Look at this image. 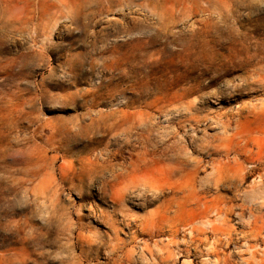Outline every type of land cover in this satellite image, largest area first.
I'll return each mask as SVG.
<instances>
[{"label": "rangeland", "instance_id": "obj_1", "mask_svg": "<svg viewBox=\"0 0 264 264\" xmlns=\"http://www.w3.org/2000/svg\"><path fill=\"white\" fill-rule=\"evenodd\" d=\"M179 1L159 0L162 5L165 4L164 7L170 10L173 6H177ZM13 2H15V6L12 7L13 14L10 16L15 14L20 20L18 23L24 18V22L22 21L21 23H26V25L24 26L25 29H23L24 27L21 28L19 24L17 26L16 22H10L11 18L6 13V10L0 6V264H114V260H110L109 252L112 247L111 238L114 235L109 231L107 224L98 219V211L110 212L112 211V204L99 198L96 182L90 183L87 179H84L83 182L79 181V170H77V174L71 177L74 178V181L77 179L74 183L69 181L71 178L64 179L62 171L63 173L72 174L69 167L75 165L74 168H78L85 156L93 155L95 149H103L105 144L112 139V133H116V128L121 126L123 130L131 122L137 123L134 121L136 117L132 115V112L135 110L146 111L145 103L151 100L155 93L151 83L148 84L147 88L139 85L141 80L146 79L147 75H163V78H166L165 80L168 83V88L172 85V90L177 89V84L183 85L182 83H184L187 86L190 79L194 80L197 78L199 82V86L192 82V87L189 84L190 89L187 88V91L181 90V92L183 91L182 93H185L182 101L174 103L168 109L169 111L164 110L158 113L156 109L150 110L152 114L149 124L157 132L162 131L161 133L166 134L174 128L177 133L178 158L161 163L185 168L182 173L176 175L175 180L179 183L189 181L188 178L193 177L192 171L199 166L201 169H205V171H201L200 176L214 171L215 173L213 172L214 174L209 177L212 182L218 178H223L227 182H232L237 186V189L242 191L243 187L245 189L258 175L264 174V87L259 83H254L251 78L246 79L251 75L256 77L259 67L263 68L264 73V62L254 67L242 66L238 61V63L236 61L230 62V60L222 58L224 54L227 55V43L240 37L247 38L249 36L248 40L253 42L252 45L254 44L255 46L257 44V46L261 45L260 48H264V0H197L199 9L195 13L189 12L184 16L176 11V16L174 13L173 16L170 14L168 17H161L162 10L160 8L159 10L142 8L136 12L131 9L130 13L120 14L114 10H109L106 3L100 4L97 0H87V2L86 0H31V3L28 0H14ZM219 2H222V4ZM27 3L30 4L28 5ZM210 3H213L211 5L212 8L208 6ZM24 5L27 9L26 7L24 8ZM204 9L209 10L208 12L212 16L210 24H214L204 28L203 24L199 23L198 26L203 27L205 30H201L200 27L194 30L196 34L192 39L193 41H191L201 44L205 38L209 40L212 38L217 51L221 54L215 59L217 63L215 61L208 65L198 63L195 66L196 68L192 69L194 73H191L186 71V68H183L184 66L181 63H178L179 59L176 58L174 52L181 48L179 45H182L183 41H187L194 34L193 31L191 32L187 29L186 31L183 24L191 18L205 16ZM41 12L50 19L47 21L48 17L45 16L44 24L40 30L41 33H39V31H36V26L39 24L38 18L42 15ZM4 15H8V17H5L6 20ZM99 15L103 17L100 18ZM112 17L119 18L120 23L108 25L110 27L113 26L110 29L108 26H106L108 27L107 29L105 26L101 29L103 26L99 23ZM135 17H138V19ZM99 18L102 20H99ZM140 18L145 19V21L142 19L143 24L142 20L141 22L139 21ZM165 18L166 21H164ZM3 19L5 22L2 21ZM130 19L137 20L130 21ZM7 20H10L9 23ZM29 20L32 21L29 22ZM96 21L97 24H95ZM220 22L225 26L221 27L222 23ZM133 23H136V25ZM46 24H49V26ZM117 24L120 25L117 26ZM199 29L200 31H198ZM99 30L103 34H100L101 31L99 32ZM181 30L184 35H189L183 36ZM141 31L142 33H140ZM228 31L231 33H228ZM245 31L248 33L246 34ZM40 35L41 37H39ZM137 37L141 41L144 40V43L142 42L143 48H141L142 44H140L135 51L136 53L127 54V56L126 53L129 52V47L127 46L128 42L125 40L128 39L130 42L132 39L135 41L138 39ZM168 37L169 40L167 39ZM171 37L172 39H170ZM261 37H263V40ZM186 38L187 40H185ZM157 40H160V44ZM170 42H174L175 45ZM176 42H179V45ZM217 42L219 43L217 44ZM107 45L112 46L110 47L112 50ZM115 46L119 49V51L115 49L117 52L116 57L125 56L123 58H125V63L127 64L124 62H121L122 64L119 63L120 65L114 62L112 64L113 54L111 51H114ZM148 46L151 48L150 50L147 48ZM159 51L162 54H159ZM40 54L41 57L37 56ZM164 54L170 55L171 60L167 56L165 57ZM81 55L84 56L82 57ZM126 56L128 57L127 59ZM164 57L165 59H163ZM173 58L174 60H172ZM217 59L220 60L217 61ZM137 62L141 64L139 65ZM163 62L168 65L171 63V67ZM164 64L167 67L164 68ZM118 65L119 67H116ZM131 65H133L132 68ZM152 65L155 66L156 70L158 69V73ZM237 65L238 67L240 65L244 71L241 67V69H237ZM139 66L141 67L139 68ZM181 66L182 69H179ZM228 67L229 69L227 70ZM166 68L171 70L168 71ZM209 68L211 70L213 68L216 71L212 70L211 72ZM145 69L146 71H144ZM205 69H208L209 72L205 71L204 73ZM222 69L224 72L227 71V73L223 74ZM233 69L236 71L230 72ZM173 70H179V73L176 72L177 77H175ZM123 71L126 75L123 74ZM217 72L218 74L220 73L219 76ZM164 73L167 74L165 75ZM241 73H244L243 76ZM136 79L141 80L135 82ZM133 87L135 89L132 91ZM228 88L231 89L229 90ZM202 89H205V91ZM144 91L147 92L145 93ZM240 91L241 93H239ZM135 92L140 93V96ZM195 92L198 94H194ZM189 93L191 94L187 99H184ZM218 94L221 96L227 94V96L225 95L222 98L223 96L221 97ZM137 98L143 102L141 103ZM143 103L144 106L141 105ZM200 103L203 104H201L203 107L200 106ZM188 105L190 107L192 105L194 109H187ZM181 112L184 113L182 114ZM241 112H243L242 115ZM126 114L130 119L127 118ZM208 125L213 128L209 130ZM101 129H103L102 133ZM204 130L208 132L209 137L203 135ZM217 132L219 133L216 134ZM81 135L83 136L81 137ZM214 136L218 140L213 141ZM68 139L70 141H67ZM111 141L110 150L115 152L119 145ZM61 142H65L64 146H61ZM125 153L124 151V157L127 156V153ZM120 160L121 156L120 158L117 157L114 162L120 163ZM215 163L216 165H214ZM50 166L51 168H49ZM51 171L52 174L50 173ZM32 174H36V178ZM151 177L158 181L160 180V183L165 181V176L158 172ZM41 181H43V184H41ZM84 181L87 183L85 182V184ZM80 186H83V188ZM72 188L76 190H72ZM45 191L48 192L45 193ZM236 194L235 189L217 190L215 186H211L207 194V200H214L218 196L230 199ZM82 198L83 200L85 199V202ZM242 203L243 200L241 198H238L235 202L236 205ZM80 207H83V209ZM124 208L128 213L138 217L147 216L156 210V206L138 209L132 205L130 200L125 203ZM94 210L97 211L93 214ZM253 213L255 214V212ZM249 215L250 212L246 211V216L248 217ZM171 216L173 217V214ZM215 217L216 215L213 213L206 220L214 221ZM120 218L117 217V224L120 230L119 236L125 241V246L116 255L117 258L115 256V260L119 259L123 264H131L125 256L129 251L132 252L133 256L132 264H181L183 262L184 257H181L184 255L183 247L180 244L187 234L180 224H187L191 221V214L185 212L176 218V223L179 225H176V223L175 225L180 228V231L178 237L174 240L168 237L170 233L168 224L164 223L160 227H163V231L161 229L159 235L149 237L138 232V223L130 228H124L121 225ZM236 222L235 217L230 218L229 224L237 230V233L247 231L245 224L238 225ZM81 224L84 225L82 226ZM80 232L82 235L85 234L84 236L88 235L89 237H87L92 241L90 243L91 247L88 244L84 246L86 255L81 252L83 250V242L79 236L81 235L79 234ZM95 240L96 242H94ZM154 244L168 246L171 248L169 251L172 256H166L168 255V250L162 253L165 255L157 253ZM140 247L145 249L142 250ZM225 252L232 254L233 247L225 250ZM142 253L146 256L143 257L145 259V261L143 259V262L140 261L142 260V256H140ZM161 256L164 257L162 258ZM192 260H194V264H197L199 258H192ZM233 261L238 262L239 260L238 258H233Z\"/></svg>", "mask_w": 264, "mask_h": 264}, {"label": "bare ground", "instance_id": "obj_2", "mask_svg": "<svg viewBox=\"0 0 264 264\" xmlns=\"http://www.w3.org/2000/svg\"><path fill=\"white\" fill-rule=\"evenodd\" d=\"M14 1V0H13ZM13 1H9V0H0V6L3 7L4 10H6V13L9 15V17L11 18L10 22H16L17 26H21L24 27L26 25V23L22 24L21 22L18 23V21H20L17 16L14 14L13 16H10L12 13V7L15 6V2ZM21 1V0H20ZM31 3V0H28ZM96 1V0H95ZM98 2L101 3H106L108 5V9L109 10H114L117 13L123 14V13H130L129 11L131 9H134V11L136 12L139 9L142 8H151L154 10H159V8L162 10V14L161 17H168L170 14L171 16H173V14L177 11L179 14L184 15L187 13H191V12H196L197 9H199V3H197V0H180L178 2L177 6H173L170 9L164 7V5H162L159 0H97ZM212 1V0H211ZM87 2V0H86ZM168 2V1H167ZM225 2V1H224ZM17 3V2H16ZM29 3V4H30ZM90 3V2H89ZM170 3V1H169ZM220 3V2H219ZM28 4V3H27ZM28 4V5H29ZM87 4V3H86ZM194 4V5H191ZM213 3H210L208 6L211 7ZM222 4V2L220 3ZM225 4V3H224ZM223 4V5H224ZM20 5V4H19ZM32 6V5H30ZM69 6V5H68ZM82 6V5H81ZM1 7V8H2ZM26 6L24 5V8ZM105 7V6H104ZM209 7V8H210ZM216 7V6H215ZM218 7V5H217ZM228 7V5H227ZM75 8V7H74ZM77 8V6H76ZM91 8V7H90ZM212 8V7H211ZM224 8V7H223ZM27 9V7H26ZM33 9V8H32ZM218 9V8H217ZM29 10V8H28ZM31 10V7H30ZM82 10V9H81ZM221 10V9H220ZM27 11V10H26ZM100 11V10H99ZM132 11V10H131ZM205 14V16H199L198 18H191L188 21H186L183 25V27L185 28V30H189V31H193L197 30V28H199L200 24H203L204 28H207L209 25L211 26L212 24H210V21L212 20L210 16V13L208 12V9H204L203 10ZM225 11V10H224ZM45 12V11H44ZM230 12V11H229ZM232 12V11H231ZM4 13V14H6ZM29 13V12H28ZM42 13V12H41ZM48 13V12H47ZM46 13V14H47ZM78 13V12H77ZM139 14V12H137ZM226 13V12H225ZM224 13V14H225ZM27 14V13H25ZM136 14V13H135ZM141 14V13H140ZM229 14V13H228ZM8 15H6L8 17ZM90 15V14H89ZM101 15V14H100ZM99 15V17H100ZM118 15V14H117ZM130 15V14H129ZM144 15V14H143ZM141 15V16H143ZM175 16L177 15L176 13L174 14ZM204 15V14H202ZM4 15V19L6 17ZM26 16V15H25ZM30 16V14H29ZM45 14L42 13V15L39 16L38 20H39V24L36 26V31L39 33L41 30V26H43L44 24V20H45ZM56 16V15H55ZM132 16V15H131ZM130 16V17H131ZM139 16V17H141ZM170 16V17H171ZM183 16V17H184ZM28 17V16H27ZM34 17V16H33ZM48 17V16H47ZM89 17V16H88ZM103 17V16H101ZM100 17V18H101ZM122 17V16H121ZM31 18V17H30ZM99 20H102L100 19ZM138 19V17H135ZM4 19L2 21H4ZM28 19V18H27ZM50 18L48 17L47 21ZM53 19V18H52ZM137 19H130V21H136ZM144 18H140V22L141 20ZM222 19V18H221ZM258 19V18H257ZM6 20V19H5ZM97 20V21H99ZM169 20V19H168ZM167 20V21H168ZM175 20V18H174ZM8 21V20H7ZM8 21V23H9ZM32 20H29V22ZM97 21L95 24H97ZM145 21V19H144ZM166 21V18L165 20ZM5 22V21H4ZM24 22V21H23ZM120 23L119 18L117 17H112V18H107L103 21H101L99 24L102 25L104 28V26H108L111 25L112 23ZM138 22V21H137ZM139 22V23H140ZM170 22V21H169ZM219 22V21H217ZM223 22V21H222ZM220 22V23H222ZM257 22V21H256ZM28 23V22H27ZM125 23V22H124ZM143 20H142V24H143ZM149 23V22H148ZM172 23V22H171ZM216 23V21H215ZM19 24V25H18ZM134 24V23H133ZM150 24V23H149ZM169 24V23H168ZM218 25V23H216ZM11 25V24H10ZM47 25V24H46ZM120 24H117V26H119ZM136 25V23L134 24ZM133 25V26H134ZM223 26H225L223 23L221 24ZM14 26H16L14 24ZM49 26V24L47 25ZM122 26V25H121ZM124 26V25H123ZM150 26V25H148ZM214 26V25H213ZM13 27V26H12ZM11 27V28H12ZM96 27V26H95ZM109 29L113 28L108 26ZM106 27V29L108 28ZM136 26H134L135 28ZM147 27V26H146ZM220 27V29H221ZM19 28V27H18ZM31 28V27H30ZM49 28V27H48ZM47 28V30H48ZM99 28V27H98ZM121 28V27H120ZM124 28V27H123ZM122 28V29H123ZM128 28V27H127ZM168 28V27H167ZM203 27H200L201 30H205ZM216 28V27H215ZM217 28H219L217 26ZM20 29V28H19ZM25 29V27L23 28ZM27 29V27H26ZM67 29V28H66ZM133 29V28H132ZM137 29V28H135ZM183 29V28H182ZM200 29L198 31H200ZM211 29V27H210ZM208 29V30H210ZM214 29V28H213ZM238 29V28H237ZM256 29V28H255ZM254 29V30H255ZM131 30V29H130ZM139 30V29H138ZM183 30V31H185ZM186 30V31H187ZM207 30V31H208ZM215 30V29H214ZM217 30V29H216ZM23 31V30H22ZM21 31V32H22ZM27 31V30H26ZM101 30H99L100 32ZM106 31V30H105ZM126 31V30H125ZM124 31V32H125ZM174 31V30H173ZM179 31V30H178ZM213 31V30H212ZM36 32V34H37ZM104 32V31H103ZM107 32V31H106ZM139 32V31H138ZM175 32V31H174ZM190 32V33H191ZM209 32V31H208ZM230 31H228L229 33ZM255 32V31H254ZM260 32V31H259ZM105 33V32H104ZM135 33V32H134ZM142 33V31L140 32ZM162 33V31H161ZM176 33V32H175ZM183 36H187L184 35ZM180 33V34H181ZM227 33V32H226ZM225 33V34H226ZM231 33V32H230ZM246 33V31H245ZM248 33V32H247ZM246 33V34H247ZM251 33V31H250ZM95 34V33H93ZM100 34H103L102 31ZM108 34V33H107ZM105 34V35H107ZM168 34V33H167ZM177 34V33H176ZM196 32H194V34L187 40V38L185 40L187 41H183L182 45H179L178 43L180 42H176L177 45H179V47L181 46V48H179V50H176L174 52V55L176 56L177 59H179L178 63H181L182 66H184L183 68H186V71L188 72H193L192 69H194V67L199 63H202L204 65H208L213 63V61H215L216 57L218 55H220L221 53L217 51L216 49V45H214V41L212 42V38L209 39H204L202 41L201 44L199 43H195L192 42L193 37H195ZM222 34V33H221ZM256 34V33H255ZM38 35V34H37ZM104 35V36H105ZM179 35V34H178ZM197 35L199 36V34L197 33ZM208 35V34H207ZM239 35V34H238ZM236 35V36H238ZM251 35V34H249ZM168 36V35H167ZM181 36V35H180ZM182 36V38H183ZM215 36V35H214ZM227 36V35H226ZM225 36V37H226ZM229 36V35H228ZM247 36V35H246ZM252 36V35H251ZM254 36V35H253ZM263 36V35H262ZM35 37V36H34ZM41 37V35L39 36ZM94 37V35H93ZM96 37V36H95ZM109 37V34H108ZM116 37V36H115ZM126 37V36H125ZM170 37V36H169ZM169 37L167 38L169 40ZM189 37V36H188ZM209 37V36H208ZM239 37V36H238ZM249 37V36H248ZM248 37H244V38H237V39H232L230 40L229 38V42L227 43V55H223L222 58H226L228 59V61H238L243 65L246 66H258L261 62H264V48H260V46H257V44L254 46V44L252 45L253 42H250L248 40ZM106 38V37H105ZM138 38V37H137ZM142 38V37H141ZM166 38V37H165ZM163 38V39H165ZM177 38V36H176ZM214 38V37H213ZM220 38V37H219ZM231 38V37H230ZM258 38V37H257ZM263 40V37H261ZM19 39V38H18ZM136 39V38H135ZM152 39V38H150ZM154 39V38H153ZM172 39V37L170 38ZM180 39V38H179ZM225 39V38H224ZM252 39V38H250ZM260 39V38H259ZM258 39V40H259ZM155 40V39H154ZM167 40V42H168ZM192 40V41H191ZM194 40H196V38H194ZM214 40V39H213ZM216 40V39H215ZM226 40V39H225ZM125 41H127V46L129 47V52L126 53L127 54H131L134 53L136 51V49H138V46L140 44H142V42L144 43V40L141 41L138 39L134 40H130V42L128 41V39H126ZM160 41V40H159ZM159 41L157 40V42L159 43ZM162 41V40H161ZM199 41V40H198ZM100 42V41H99ZM156 42V41H155ZM216 42V41H215ZM226 42V41H224ZM126 43V42H125ZM152 43V42H151ZM172 43V42H170ZM174 43V42H173ZM172 43V44H173ZM219 42H217L218 44ZM257 43V42H255ZM118 44V43H117ZM124 44V43H123ZM149 44V43H148ZM156 44V43H155ZM152 44V45H155ZM160 44V43H159ZM167 44V43H165ZM112 45V44H111ZM115 45V44H114ZM151 45V47H152ZM175 45V43H174ZM108 46V45H107ZM119 46V45H118ZM123 46V45H122ZM144 46H146L144 44ZM156 46V45H155ZM220 46V44H219ZM222 46V45H221ZM263 46V45H262ZM104 47V46H103ZM112 46H108V48H110ZM114 47V46H113ZM137 47V48H136ZM154 47V46H153ZM157 47V46H156ZM165 47V46H164ZM163 47V49H164ZM168 47V46H167ZM264 47V46H263ZM27 48V47H26ZM118 48V47H117ZM116 46L113 49L114 51H111L112 54V64L114 63H121L124 62L125 63V56L123 57H116L117 54V50L119 51V49H117ZM120 48V46H119ZM125 48V47H124ZM143 48V44L142 47ZM149 48V50L151 49L149 46L147 47ZM145 48V49H147ZM223 48V47H222ZM111 49V48H110ZM116 49V51H115ZM174 49V48H173ZM221 49V48H220ZM219 49V50H220ZM27 50V49H26ZM25 50V51H26ZM31 50V49H30ZM112 50V49H111ZM159 50V49H158ZM166 50V49H165ZM172 50V49H171ZM222 50V49H221ZM23 51V50H22ZM104 51V50H103ZM108 51V50H107ZM126 51V50H125ZM147 51V50H146ZM168 51V50H167ZM223 51V50H222ZM225 51V49H224ZM121 52V51H120ZM103 53V52H102ZM105 53V52H104ZM122 53H124V51H122ZM136 53V52H135ZM159 54H162L161 51L158 52ZM165 53V52H164ZM225 53V52H224ZM169 54V53H168ZM173 54V53H172ZM121 55V53H120ZM135 55V54H134ZM147 55V54H146ZM165 55V54H164ZM163 55V56H164ZM173 55V56H174ZM41 57L40 55H37ZM78 56V55H77ZM82 56V55H81ZM84 56V55H83ZM82 56V57H83ZM107 56V55H106ZM109 56V54H108ZM118 56V55H117ZM122 56V55H121ZM128 56V55H127ZM126 56V59L128 58ZM167 56V58H171L168 55H165V57ZM172 56V57H173ZM43 57V56H42ZM151 57V56H150ZM165 57L163 59H165ZM139 58V55H138ZM143 58V57H141ZM147 58V56H146ZM166 58V59H167ZM175 58V59H176ZM133 59V58H132ZM149 59V58H148ZM111 60V59H110ZM130 60V59H129ZM136 60V59H135ZM161 60V59H160ZM159 60V62H160ZM171 60V59H170ZM169 60V61H170ZM174 60V58L172 59ZM220 59H217V61ZM132 61V60H131ZM163 61V60H161ZM226 61V60H225ZM79 62V61H78ZM127 62V61H126ZM130 62V61H129ZM135 62V61H133ZM140 62V61H139ZM137 62V63H139ZM142 62V61H141ZM156 62V61H155ZM154 62V63H155ZM158 62V64H159ZM171 62V61H170ZM176 63V61H174ZM173 62V63H174ZM216 62V61H215ZM220 62V61H219ZM224 62V61H222ZM221 62V63H222ZM228 62V63H230ZM237 62V63H238ZM145 63V62H144ZM165 63V62H163ZM172 63V65H173ZM217 63V62H216ZM227 64V62H225ZM225 63H223L225 65ZM106 64V63H105ZM116 64V65H117ZM122 64V63H121ZM127 64V63H125ZM141 63H139L140 65ZM152 64V63H151ZM149 64V65H151ZM166 64V63H165ZM164 64V65H165ZM215 64V63H214ZM220 64V65H223ZM234 64V63H233ZM236 64V63H235ZM240 64V65H241ZM115 65V64H114ZM120 65V64H119ZM116 66V67H119ZM144 65V64H143ZM155 65L157 66V64L155 63ZM162 65V66H164ZM168 65V64H166ZM164 66L167 67V66ZM219 65V64H217ZM239 65L236 66L237 69H241L242 67ZM104 66V65H103ZM137 66V65H135ZM142 66V65H141ZM139 66V68L141 67ZM153 66V65H152ZM160 66V64H159ZM158 66V67H159ZM171 67V63L168 65ZM175 67V65H173ZM181 68L179 69H182ZM203 66V65H202ZM201 66V68H202ZM213 66V65H212ZM216 66V65H214ZM129 67V66H128ZM133 67V65H131V68ZM145 67V66H144ZM198 67V66H197ZM204 67V66H203ZM225 67V66H224ZM227 67V65H226ZM231 67V66H229ZM229 67L227 68V70L229 69ZM234 67V66H233ZM241 67V68H240ZM153 68H155V66H153ZM160 68V67H159ZM196 68V67H195ZM200 68V67H199ZM200 68V69H201ZM206 68V67H204ZM215 68V67H214ZM222 68V67H221ZM221 68H219L221 70ZM232 68V67H231ZM249 68V67H248ZM107 69V68H106ZM135 70V68H133ZM138 69V67H137ZM144 69V68H143ZM147 69V68H146ZM146 69L144 71H146ZM151 69V68H150ZM162 68H160L161 70ZM167 69V68H166ZM177 69V68H176ZM218 69V68H217ZM112 70V69H111ZM119 70V69H117ZM148 70V69H147ZM156 70V68H155ZM168 70V69H167ZM171 70V69H170ZM168 70V71H170ZM184 70V69H183ZM182 70V71H183ZM196 70V69H195ZM198 70V68H197ZM196 70V71H197ZM208 70V69H207ZM206 69L204 70L208 73L209 70H211L209 68V70L207 71ZM212 70H214L212 68ZM211 70V72H212ZM223 70V69H222ZM231 70V69H230ZM243 70V68H242ZM241 70V71H242ZM139 71V70H138ZM158 73V69L156 70ZM155 71V72H156ZM163 71V69H162ZM175 72V77L176 76V72L179 73V70H173ZM216 71V70H214ZM219 71V70H217ZM236 70H232L230 72H233ZM244 71V70H243ZM126 72V71H125ZM131 72V71H130ZM129 72V73H130ZM133 72V71H132ZM143 72V71H142ZM160 72V71H159ZM166 72V71H165ZM202 72V70H201ZM240 72V70H239ZM115 73V72H114ZM117 73V72H116ZM128 73V72H126ZM140 73V71H139ZM171 73V72H170ZM177 73V74H178ZM184 73V72H183ZM182 73V74H183ZM194 73V72H193ZM227 73L224 72L223 70V74ZM229 73V72H228ZM123 74L124 71H123ZM136 74V73H135ZM134 74V75H135ZM145 74V73H144ZM151 74V73H150ZM160 74H162L160 72ZM165 74V73H164ZM167 74V73H166ZM165 74V75H166ZM196 74V73H195ZM194 74V75H195ZM218 74V72H217ZM242 74V73H241ZM244 74V73H243ZM242 74V76H243ZM120 75V74H119ZM122 75V74H121ZM126 75V74H125ZM124 75V76H125ZM130 75V74H129ZM143 75V74H142ZM146 75V74H145ZM158 75V74H157ZM173 75V74H172ZM197 75V74H196ZM200 75V73H199ZM220 75V73L218 74V76ZM247 75V74H246ZM123 76V77H124ZM137 78L138 76L135 75ZM171 76V74H170ZM192 76V75H191ZM205 76V75H204ZM203 76V77H204ZM126 77V76H125ZM145 77V76H144ZM183 77V76H181ZM180 77V78H181ZM214 77V76H213ZM211 77V78H213ZM217 77V76H216ZM135 78V77H134ZM140 78V77H139ZM251 78L254 83H259L261 85H263L264 87V73H263V68L259 67L257 69V74L256 77L251 75L250 77L248 76L246 79ZM166 78H163V75H159V76H155V75H147L146 79L141 80V83L139 85H142L143 88H147L148 84L151 83L153 90L155 91L154 93V97L152 96V99L149 100L148 102L145 103V109L146 111H139V110H135L133 111L132 115H134L136 117V119L134 121L135 122H131L129 124V126L127 128H124L123 130L121 129V126H119V128H116L117 131L116 133H112V139H110V141H114L116 143H118L119 147L116 149L115 152L110 150V141L107 142L105 144V146L103 147V149H95L93 151V155L88 156L82 160V164H80V166L78 168H74V166L72 165L71 167H69L70 171L72 172V174H68V173H63L62 171V175L64 177V179L67 178H71L73 175L77 174V170L78 174H80V179L83 182V180L87 179L90 183H97V189H98V195L99 198L101 200H107L109 201V203L112 204V211L110 212H105V211H98L99 216L98 219L99 221L107 224L109 231L111 233H113V237L111 238V243H112V247L110 249V260H114V264H123L121 260L116 259L115 260V256L119 254V251H121L124 246H125V241L119 236L120 230L117 224V217H121V225L124 228H130L132 225H135L138 223L137 228H138V232L143 234V235H147L149 237H154L155 235H159L160 234V230L162 229L163 231V227L160 228L164 223L169 225L170 228V233L168 234V237L171 240L176 239V237H178V233L180 231V228H178L176 225H179L176 223V218L181 216L182 214H184L185 212L191 214V221H189L187 224L181 223L180 225L182 226L181 228L185 231V233L187 234V236H185L182 240V243L180 244L183 247V254L181 257H184L183 262L181 264H194V260H192V258H199L197 264H264V174H260L258 175L257 178H255L254 180L251 181V184H249L247 187H243V190L240 191L239 189H237V186L234 185L232 182H227L225 180H223V178H218L216 181H211L209 179V177L211 175H213V172H209L206 173L204 176H200L201 171H205L204 168H200L199 166H197L193 171V177L192 178H188L189 181L187 182H183V183H179L177 180H175L174 178L176 177V175L178 173H182L185 168L180 167V166H170V165H164L161 164L167 160H174L178 158L179 152L177 150V145H176V138H177V133L175 131V129L173 128V130L171 132H167L166 134H163L161 132H157V130L149 124V119L152 113H150V110L152 109H156V111L159 112H163L164 110L169 111L168 109L176 102L178 101H182L183 99V95L185 93H182L181 90H186L187 88L190 89V85L191 87L192 82L196 83V85L199 83L197 80V78H195L194 80L190 79V81L187 83V86H185L184 83L181 84H177V89L175 88V90H172L171 86L168 88V83L165 80ZM186 79V78H185ZM140 80H137L135 82H139ZM170 80V79H169ZM179 80V79H177ZM176 80V82H178ZM184 80V79H182ZM208 80V79H207ZM217 80V79H216ZM238 80V79H237ZM175 81V80H174ZM181 81V80H179ZM212 81V79H211ZM131 82V81H130ZM133 82V81H132ZM183 82V81H182ZM203 82V79H202ZM210 82V79H209ZM170 83V82H169ZM204 83V82H203ZM242 83V82H241ZM136 84V83H135ZM134 84V86H135ZM209 84V83H208ZM133 85V84H132ZM195 85V84H194ZM201 85V84H200ZM204 85V84H203ZM131 86V85H130ZM199 86V84H198ZM246 86V85H245ZM136 87L138 88V86L136 85ZM174 87V86H173ZM181 87V88H180ZM206 87V84H205ZM208 87V86H207ZM210 87V85H209ZM235 87V86H234ZM242 87V86H241ZM131 88V87H130ZM141 88V87H140ZM151 88V89H152ZM197 88V87H196ZM135 89V87L132 88ZM142 89V88H141ZM150 89V90H151ZM200 89V88H199ZM229 90L231 88H228ZM235 89V88H234ZM143 90V89H142ZM193 90V89H191ZM197 90V89H196ZM195 90V91H196ZM205 91V89H202ZM236 90V89H235ZM139 91V90H138ZM152 91V90H151ZM131 92V91H130ZM142 92V91H141ZM145 92V91H144ZM147 92V91H146ZM145 92V93H146ZM137 93V92H135ZM151 93V94H153ZM197 92H195L194 94H196ZM198 93L200 94V91L198 90ZM197 93V94H198ZM220 93V91H219ZM225 93V92H224ZM230 93V92H229ZM241 93V91L239 92ZM244 93V92H243ZM138 94V93H137ZM136 94V95H137ZM140 94V93H139ZM138 94V95H139ZM187 94V92H186ZM191 93H189L187 96H185L187 99V97L190 95ZM193 94V93H192ZM204 94V92H203ZM215 94V92H214ZM150 95V94H149ZM219 96H221L220 94H218ZM227 96V94H224V96ZM233 95V94H232ZM237 95V94H236ZM140 96V95H139ZM136 96V97H139ZM209 96V95H208ZM207 96V97H208ZM212 96V95H211ZM223 96V95H222ZM221 96V97H222ZM224 96L222 98H224ZM231 96V95H230ZM147 98V96H145ZM151 97V96H150ZM217 97V96H216ZM233 97V96H232ZM142 98V96H141ZM140 98V99H141ZM199 98V97H198ZM229 98V97H228ZM138 99V98H137ZM149 99V98H148ZM227 99V98H226ZM134 100V99H132ZM139 100V99H138ZM145 100V98H144ZM206 100V99H205ZM141 102V100H139ZM135 102V101H134ZM143 102V101H142ZM141 102V103H142ZM198 102V101H197ZM188 103V102H187ZM126 104V103H125ZM134 104V103H133ZM136 104V103H135ZM139 104V103H138ZM191 104V103H190ZM202 103H200L201 106ZM255 104V103H254ZM257 104V103H256ZM130 105V104H129ZM137 105V104H136ZM144 106V103L141 104ZM194 105V104H193ZM203 105V104H202ZM131 106V105H130ZM128 106V107H130ZM199 106V105H198ZM132 107V106H131ZM179 107V105H178ZM186 107V106H184ZM203 107V106H201ZM200 107V108H201ZM144 108V107H143ZM187 109L189 108H193V106L188 105L186 107ZM199 108V107H197ZM238 108V107H237ZM235 108V109H237ZM176 109V108H175ZM180 109V108H179ZM130 110V109H129ZM196 110V107H195ZM125 111V110H124ZM183 111V110H182ZM193 111V110H192ZM229 111V110H228ZM231 111V110H230ZM185 112V110H184ZM183 112V113H184ZM187 112V111H186ZM237 112V111H236ZM115 113V112H114ZM127 113V111H126ZM178 113V112H177ZM180 113V110H179ZM182 113V112H181ZM182 113V114H183ZM200 113V112H199ZM203 113V112H202ZM233 113V112H232ZM243 112H241L242 115ZM117 114V113H116ZM120 114V113H118ZM121 114H122V110H121ZM124 114V112H123ZM131 114V113H130ZM161 114V113H160ZM245 114V113H244ZM127 115V114H126ZM198 115V114H197ZM201 115V114H200ZM133 116V117H134ZM175 116V115H174ZM173 116V117H174ZM183 116V115H182ZM186 116V115H185ZM196 116V115H195ZM124 117V116H123ZM132 117V116H131ZM172 117V118H173ZM223 117V116H222ZM111 118V117H110ZM127 118L128 115H127ZM154 118V117H153ZM107 119V118H106ZM130 119V118H129ZM139 119V120H137ZM152 119V118H151ZM110 120V119H109ZM127 120V119H126ZM163 120V119H162ZM161 120V121H162ZM181 120V119H180ZM123 121V120H122ZM185 121V120H184ZM166 122V121H165ZM169 122V121H168ZM190 122H192V120H190ZM189 122V123H190ZM120 123V122H119ZM156 123V122H155ZM230 123V122H229ZM128 124V123H126ZM191 124V123H190ZM193 124V123H192ZM217 124V123H216ZM96 126V125H95ZM98 126V125H97ZM109 126V125H108ZM166 126V125H165ZM209 126V130L211 125ZM106 127V126H105ZM98 128V127H97ZM109 128V127H108ZM115 129V127H113ZM215 128V126H214ZM164 129V128H163ZM170 129V128H169ZM216 129V128H215ZM101 129V133H102ZM212 130V129H211ZM61 131V130H60ZM205 131V130H204ZM80 132V131H79ZM111 132V130H110ZM68 133V131H67ZM85 133V132H83ZM105 133V132H104ZM205 133V134H204ZM203 135L209 137L208 132H204ZM219 132H217L216 134H218ZM240 133V132H239ZM109 134V133H108ZM107 134V135H108ZM194 134V133H193ZM76 136V135H75ZM83 135H81L82 137ZM192 136V135H191ZM194 136V135H193ZM79 137V136H78ZM196 137V136H195ZM204 137V136H202ZM105 138V137H104ZM103 138V139H104ZM179 138V137H178ZM183 138V137H182ZM187 138V137H186ZM78 139V138H77ZM107 139V138H105ZM188 140V138H187ZM194 140V139H193ZM193 140H191L193 142ZM207 140V139H206ZM218 140V138L216 136L213 137V141ZM226 140V139H224ZM62 141V140H61ZM67 141H70V139H68ZM104 141V140H103ZM111 141V142H112ZM190 141V142H191ZM203 142V140H201ZM106 142V140H105ZM198 142V140H197ZM200 142V141H199ZM212 142V141H211ZM65 142H61V146H64ZM72 144V143H71ZM101 144V143H100ZM189 144V143H187ZM193 144V143H192ZM208 144V143H207ZM206 144V145H207ZM117 145V146H118ZM209 145V144H208ZM114 146V145H113ZM112 146V148H113ZM95 147V146H94ZM100 147V146H99ZM184 147V146H181ZM191 147V146H190ZM91 148V147H90ZM102 148V147H101ZM193 148V147H192ZM139 150V151H138ZM189 150V149H188ZM124 151L127 153V156L124 157ZM180 151V150H179ZM194 151V150H193ZM55 152V151H54ZM60 152V150H59ZM185 152V151H184ZM125 153V154H126ZM182 153V152H181ZM46 154V153H45ZM66 154V152H65ZM87 154V153H86ZM188 155V154H187ZM121 156V160L120 163H115L114 161L117 159V157L120 158ZM47 157V156H45ZM55 157V156H54ZM52 157V158H54ZM204 157V156H203ZM80 158V157H79ZM43 159V158H42ZM56 159V158H54ZM81 159V158H80ZM204 159V158H203ZM184 160V159H183ZM235 160V159H234ZM76 161V160H75ZM52 162V160H51ZM46 163V162H45ZM81 163V162H80ZM211 163V162H210ZM36 164V163H35ZM39 164V163H38ZM190 164V163H189ZM200 164V163H198ZM50 165V163H49ZM71 165V164H70ZM69 165V166H70ZM216 165V163L214 164ZM76 166H77V162H76ZM45 167V166H44ZM212 167V166H211ZM215 167V166H213ZM46 168V167H45ZM51 168V166L49 167ZM48 168V169H49ZM54 168V167H53ZM34 169V168H33ZM40 170V169H39ZM38 170V171H39ZM44 170V169H43ZM216 170V169H214ZM34 171V170H33ZM32 171V172H33ZM53 171V169H52ZM52 171L50 172L52 174ZM161 173L163 174L164 180L163 182H159L158 180H156L155 178L151 177L154 173ZM45 173V172H44ZM54 173V172H53ZM31 174V173H30ZM49 174V173H48ZM256 174V173H255ZM33 175V174H32ZM34 177L36 176L33 175ZM38 176V175H37ZM51 176V175H49ZM185 177V176H184ZM187 177V176H186ZM36 178V177H35ZM39 178V177H38ZM78 178V177H77ZM48 179V178H47ZM77 180V179H76ZM75 180V181H76ZM45 181V180H43ZM43 181H41V184H43ZM70 182L72 181V183H74V178H71L69 180ZM69 181H68V185H69ZM61 182V181H60ZM86 181H84L85 183ZM47 183V182H45ZM44 183V184H45ZM51 183V181H50ZM80 183V182H79ZM87 183V182H86ZM85 183V184H86ZM63 185V184H62ZM66 185V184H65ZM76 185V183H75ZM82 185V184H80ZM84 185V184H83ZM245 185V184H244ZM42 186V185H41ZM40 186V187H41ZM55 186V185H54ZM94 186V184H93ZM211 186H215L217 190H221V189H235V191L237 192L236 195H234L233 198L227 199L225 197H221L218 196L216 199L208 201L207 200V194L209 192V190L211 189ZM44 188V186H42ZM81 187V186H80ZM95 187V186H94ZM240 187V186H239ZM46 188V186H45ZM83 188V186L81 187ZM42 189V188H41ZM40 189V190H41ZM56 189V188H55ZM74 188H72L73 190ZM79 189V188H78ZM43 190V189H42ZM41 190V191H42ZM50 190V189H48ZM76 190V189H74ZM78 191V190H77ZM44 192V190H43ZM48 191H45V193ZM80 192V189H79ZM83 192V191H82ZM81 192V193H82ZM50 193V192H49ZM48 193V194H49ZM85 193V192H84ZM42 194V193H41ZM52 195V194H51ZM50 195V197H51ZM84 196V195H83ZM82 196V197H83ZM238 198H241L243 200V203L240 205H236L235 202L237 201ZM83 200V198H82ZM98 200V199H97ZM132 201V205H134V207L138 208V209H143V208H150L153 206H156V210L151 213L148 214L147 216H143V217H138L134 214L128 213L125 208L124 205L125 203H127L128 201ZM85 202V199L83 200ZM105 202V201H104ZM103 202V203H104ZM52 203V202H51ZM59 203V202H57ZM87 203V202H86ZM106 203V202H105ZM83 204V203H82ZM107 204V203H106ZM92 205V204H91ZM55 206V205H54ZM82 206V205H80ZM96 206V205H95ZM254 206V207H252ZM90 207V206H89ZM88 207V209H89ZM99 207V206H98ZM52 208V207H51ZM83 209V207H80ZM95 208V207H94ZM57 209V208H55ZM59 210V209H58ZM102 210V209H101ZM55 211V210H54ZM92 211V210H90ZM96 213L97 210H94ZM246 211L250 212V215L247 217L246 216ZM142 212V211H141ZM255 212V214L253 213ZM215 214V220L214 221H210V220H206L208 219V217H210L211 214ZM69 214V213H68ZM92 214V217H93ZM173 214V217L171 216ZM70 215V214H69ZM96 215V214H95ZM98 215V214H97ZM83 216V215H82ZM78 217V216H77ZM96 217V216H95ZM235 217L236 218V224H245V227L247 228V231H243L241 233H237V230L232 227L229 223H230V218ZM82 219V218H81ZM79 220V219H78ZM69 223V222H68ZM176 223V225H175ZM180 223V222H179ZM235 223V222H234ZM82 225V224H81ZM84 225V224H83ZM82 225V226H83ZM80 226V225H79ZM87 227V226H86ZM85 227V228H86ZM66 228V227H65ZM68 229V227H67ZM83 229V228H82ZM74 230V229H73ZM86 230V229H85ZM129 230V229H128ZM92 232V231H91ZM130 232V231H129ZM78 233V232H77ZM79 235L80 239L83 242V250L81 251L84 255L85 254V248L84 246H86L87 244L90 246V243L92 241H90V239L87 236L82 235V233L80 232ZM93 234V233H92ZM91 234V235H92ZM97 234V233H96ZM107 234V233H106ZM185 234V235H186ZM90 235V236H91ZM94 235V234H93ZM124 235V234H122ZM138 235V234H137ZM239 235V236H238ZM75 236V235H74ZM108 236V234H107ZM210 236V237H209ZM110 238V236H108ZM108 238V239H109ZM79 239V241H80ZM150 239V238H149ZM99 240V239H97ZM76 241V240H75ZM108 241V240H107ZM169 241V239H168ZM96 242V240L94 241ZM101 242V241H100ZM181 242V241H180ZM99 243V242H98ZM152 243V242H151ZM81 244V243H80ZM106 244V243H105ZM104 244V245H105ZM82 245V244H81ZM98 245V244H97ZM99 246V245H98ZM106 246H108L106 244ZM141 246V245H140ZM151 246V245H150ZM171 246V245H170ZM91 247V246H90ZM94 247V246H93ZM155 250L157 253L162 254L164 251L167 252L168 250V255H166L167 257H171L172 253L169 251L171 248H169L168 246H160L159 244H154ZM233 247V253L232 254H227L225 252V250L229 249ZM109 248V246H108ZM142 249V247H140ZM145 248H143L142 250H144ZM147 249V247H146ZM174 250V249H173ZM87 252V250H86ZM126 253V252H125ZM124 253V254H125ZM123 254V257H124ZM141 254V253H140ZM174 254V253H173ZM146 255V253H145ZM165 255V254H162ZM126 259L128 262H130L132 264V252H127V254H125ZM142 261L143 262V257L144 253H142ZM148 256V255H147ZM162 257V256H161ZM164 257V256H163ZM162 257V258H163ZM117 258V256H116ZM136 258V257H135ZM150 258V257H149ZM148 258V259H149ZM233 258H238V262H234ZM125 259V258H123ZM137 259V258H136ZM139 259V258H138ZM147 259V258H146ZM172 260V259H171ZM145 261V259H144ZM149 261V260H148ZM110 263V262H109ZM125 263V262H124Z\"/></svg>", "mask_w": 264, "mask_h": 264}]
</instances>
